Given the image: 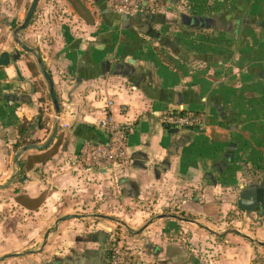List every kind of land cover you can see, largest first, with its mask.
Returning a JSON list of instances; mask_svg holds the SVG:
<instances>
[{
	"label": "crops",
	"instance_id": "crops-1",
	"mask_svg": "<svg viewBox=\"0 0 264 264\" xmlns=\"http://www.w3.org/2000/svg\"><path fill=\"white\" fill-rule=\"evenodd\" d=\"M214 1L203 12L200 1L180 0L182 8L124 14L114 0H93L77 23L66 18L39 32L33 13L14 30L22 44L4 50L20 58L0 67V137L15 148V170L0 189L14 180L24 187L8 210L21 219L0 235V264H110L112 240L135 264H255L252 238L223 228L219 214L236 213L221 170L236 178L239 143L247 146L253 132L264 142V0ZM37 58L59 104L56 142L15 159L23 146L47 139L54 119ZM170 110L194 112L203 125L173 131L158 117ZM103 119L124 127L127 162L86 169V144L107 139L97 126ZM21 141L28 143L15 147ZM24 155L32 164L48 157L44 169L54 181L56 256L48 260L51 232L39 248L24 238L34 227L29 213L36 226H49L40 214L42 192L31 191L40 181L19 183ZM108 201L123 208L121 217L103 213Z\"/></svg>",
	"mask_w": 264,
	"mask_h": 264
},
{
	"label": "rangeland",
	"instance_id": "rangeland-1",
	"mask_svg": "<svg viewBox=\"0 0 264 264\" xmlns=\"http://www.w3.org/2000/svg\"><path fill=\"white\" fill-rule=\"evenodd\" d=\"M31 1L32 0H0V52L3 50H8L12 52L14 48L21 50L20 45L17 44L16 41L14 40V36H16V38H18L19 42L22 44L19 35L21 31H19L18 33L16 32L18 30L16 31L14 30L22 24L26 12L31 4ZM92 1L93 0H39L36 5L35 12L33 14L34 16L33 28L35 31L41 32L42 30L44 31L49 30L53 26L56 25L58 26L61 23H62L61 25L63 26L64 25L63 22L66 18L68 19V21H66L67 24H70L73 21L77 23L82 19L81 18L82 15H86L87 4H90ZM141 1L142 3L140 2V5L142 8L146 10L147 13H150L151 11L156 12L166 6L171 9L173 8V6L175 7L178 6L181 8L184 7V4L179 3L180 0H175L174 3H171L168 0H141ZM198 1H200L199 5H201L202 3L203 6H202V10H200L199 8L197 10L202 12L206 11L205 10L207 9L206 7L209 6L208 2L213 3V5L215 2L214 0H198ZM206 4H208V6ZM97 11H100V9ZM74 16H76V19ZM59 17L61 18L59 19ZM42 36L43 35H41L40 39H42ZM255 137L257 139L260 136L259 134L257 136V133L253 132L252 134L253 140H250V142L248 141L246 144L247 146H245L243 142L239 143L238 150L236 153H238L239 150L242 153H240V157L239 155L235 157L237 159L236 160L237 165L235 164L234 168L231 169L237 173L236 178H232L231 180H229L227 176L223 177L224 169L221 170V179H222L221 186L232 188L233 191L230 196L235 203L234 210L236 211V213L232 212L230 216L228 215L229 212L227 213L222 212L219 214V217L221 220L220 222L223 225V228H232V229L236 228L252 238V242H253L252 245L255 248L254 259H253L254 263L264 264V247L259 246L255 243V241L264 242V152H263L264 142L261 143V141L259 140V142L257 143L255 141L256 140ZM54 142H56V139L52 141L51 145H53ZM21 143L19 142V144ZM243 150H245V153H243ZM14 151L15 148H12L11 144L9 143V139H7V137H0V182H5L6 180H8L7 178L10 172L12 170H15V167L11 163V159H12L11 156L13 155ZM50 153L51 151L46 153V155H50ZM26 154H30V153H26ZM26 156L27 155H24V157L20 159L23 162H25L26 165L22 170V173L27 174L28 179L33 178L34 179L33 181L35 182H37V180L40 181L37 183L36 187L34 188L32 187L31 191L35 193L37 191L42 192L39 195L40 205L43 206L42 210H40L41 211L40 214L45 218L49 226L47 225L45 227L36 226V223L31 222V218H34L35 213L34 214L29 213V217L28 218L25 217V219L29 220L28 223L34 227L30 228L32 230H29L30 231L29 234H26L24 238L27 241H29L30 244L36 240L35 245H33V248L36 247L39 248L41 247V242L43 238L47 237V235H49V233L51 232L49 236V243L52 242V246H51L52 249L47 251L45 254L46 260H48L53 256L54 257L56 256L55 255L56 244L53 243L54 240H56V230L55 228H53V222L56 219V214L53 212L54 211L53 208H56V192H54L53 190L54 188L51 186V184L54 181H52L49 172L46 169H44V163L48 157L38 158L37 160L39 159H45V160L42 161L41 163L32 164V162L34 161H32L31 158L33 157H30L29 161L26 163L25 161L27 160ZM29 164L33 166L29 167L28 169L27 166H30ZM223 166L224 163L221 165V167ZM226 172H228V169L226 170ZM19 173L21 172H18V174ZM233 175L231 174L230 176L232 177ZM7 186H8L7 189H0V226H1L0 235H4L8 233L7 225H10L12 221H17L21 219L20 213L18 212L11 213L8 210L15 203L14 200H12L16 196L15 193L17 191L23 190L21 189V187L24 186L17 184L15 180L12 183L7 184ZM43 189L44 191H42ZM110 192L113 193L112 190H110ZM241 196L242 197L244 196L243 200L241 199ZM227 198H229V195L227 196ZM36 201L38 200L37 199L32 200V203H35ZM242 202L246 203L248 207L242 209L241 208ZM255 206H261V207L259 210L256 211L254 208ZM121 209L123 210V208H118L117 204L115 203L113 204V202L108 201L106 202L104 209L102 210L103 213H105L106 215H110L112 217L117 218V216L120 217L122 216ZM126 211L129 214L130 211L132 210L128 209ZM245 214L249 216L246 217ZM33 220L36 222L35 218ZM116 242H117L116 240L110 241L109 247ZM116 244L118 246H122V248H126L125 245L118 244V242Z\"/></svg>",
	"mask_w": 264,
	"mask_h": 264
},
{
	"label": "built area",
	"instance_id": "built-area-1",
	"mask_svg": "<svg viewBox=\"0 0 264 264\" xmlns=\"http://www.w3.org/2000/svg\"><path fill=\"white\" fill-rule=\"evenodd\" d=\"M115 9L119 13H132L141 9V0H114ZM162 123L171 128L201 127L202 119L195 113L180 114L172 110L158 116ZM65 126V125H64ZM97 126L104 129L107 139L101 145L86 144L81 160L86 169L111 167L127 162L128 154L125 148L126 138L124 127L114 124L111 119L97 122ZM117 243V242H116ZM116 243L109 247L110 264H133L131 253Z\"/></svg>",
	"mask_w": 264,
	"mask_h": 264
},
{
	"label": "water",
	"instance_id": "water-1",
	"mask_svg": "<svg viewBox=\"0 0 264 264\" xmlns=\"http://www.w3.org/2000/svg\"><path fill=\"white\" fill-rule=\"evenodd\" d=\"M37 2H38V0H32L31 1V4H30V6H29V8H28V10L26 12L25 17H24V20H23L22 24L17 28V30L23 29L26 26H28L29 21L31 19V16L34 13V10H35ZM189 19L190 18L183 17L182 20L188 22ZM204 19H208V16H206ZM16 42H19V41L16 39ZM22 49L26 50V51H31L27 47H25L24 45L22 46ZM19 58H20V53H19L18 50H15L13 53H9V52L3 50V51L0 52V67L7 66V65L10 64V62L15 61V60H19ZM37 63L39 64L40 71H41L45 81L47 82L48 91H49V94H50V97H51V100H52V103H53L54 119H53V123H52V128H51L49 136L47 137V139L43 143H41V144H28V145L23 146L21 148V150L16 153L15 159H17L26 150H31V149L41 150V149H44L45 147H47L52 142L53 138L55 137L56 130H57V120H56V118H57L58 113H59V104H58V101L56 99V95H55V92H54V89H53L52 81H51V78H50L48 72L46 71L45 67L43 66V64L41 63V60L39 58H37ZM184 109H186V107H184ZM171 130L177 131L176 128H173ZM116 165H118V164H116ZM28 180H30V179L27 178V174H24L19 179V183L23 184V183H25ZM241 199L243 200L244 196L243 197L241 196ZM239 205H240V203H239ZM246 207H248L247 204L242 202V207L241 208L245 209ZM260 207L261 206H256L255 210H259ZM258 244L264 246V243H262V242H258Z\"/></svg>",
	"mask_w": 264,
	"mask_h": 264
},
{
	"label": "trees",
	"instance_id": "trees-1",
	"mask_svg": "<svg viewBox=\"0 0 264 264\" xmlns=\"http://www.w3.org/2000/svg\"><path fill=\"white\" fill-rule=\"evenodd\" d=\"M31 66V65H30ZM174 112V111H173ZM178 113H180V114H186V112L185 111H179ZM194 113V112H193ZM196 114V113H195ZM197 115V114H196ZM193 129H198V128H200V127H192ZM23 130H20V132H22ZM21 143V142H20ZM28 142H26V141H22V143L21 144H19V142H18V144H16L15 145V147H18V146H20V145H24V144H27ZM44 155H46V154H44ZM43 157V156H42ZM41 161H43V159L41 160ZM133 264H135V262H133Z\"/></svg>",
	"mask_w": 264,
	"mask_h": 264
},
{
	"label": "flooded vegetation",
	"instance_id": "flooded-vegetation-1",
	"mask_svg": "<svg viewBox=\"0 0 264 264\" xmlns=\"http://www.w3.org/2000/svg\"><path fill=\"white\" fill-rule=\"evenodd\" d=\"M255 207H256V206H255ZM255 207H254V208H255ZM256 211H257V210H256Z\"/></svg>",
	"mask_w": 264,
	"mask_h": 264
}]
</instances>
